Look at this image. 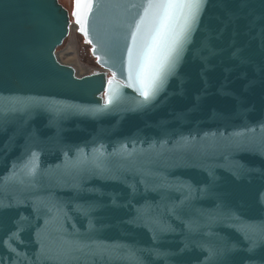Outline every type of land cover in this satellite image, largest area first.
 <instances>
[{"label": "water", "instance_id": "95a60500", "mask_svg": "<svg viewBox=\"0 0 264 264\" xmlns=\"http://www.w3.org/2000/svg\"><path fill=\"white\" fill-rule=\"evenodd\" d=\"M86 3L0 0V264H264V0H203L147 102L138 10ZM72 22L102 71L57 60Z\"/></svg>", "mask_w": 264, "mask_h": 264}, {"label": "snow or ice", "instance_id": "6c2138e0", "mask_svg": "<svg viewBox=\"0 0 264 264\" xmlns=\"http://www.w3.org/2000/svg\"><path fill=\"white\" fill-rule=\"evenodd\" d=\"M202 2L203 0H135L133 3L93 4L92 0H87L83 7L89 11L93 7L97 11L101 8L138 10L123 22L124 44L121 51L124 48L127 50L128 86L140 93L147 102L154 98L167 76L175 69L183 51V43L199 15ZM81 7L82 0H75L72 14L78 25L81 23L78 12ZM146 49L152 52L150 57H145ZM108 103H111L110 99ZM36 155L32 154L30 163L33 168L29 169L30 173L35 168ZM51 210L50 208L49 211ZM54 219L58 222V217ZM45 223L48 224V221ZM47 242L66 245L75 251L82 250L78 241L67 240L59 229L48 233ZM41 245L42 248L45 247L46 242L41 241Z\"/></svg>", "mask_w": 264, "mask_h": 264}, {"label": "rangeland", "instance_id": "374dc122", "mask_svg": "<svg viewBox=\"0 0 264 264\" xmlns=\"http://www.w3.org/2000/svg\"><path fill=\"white\" fill-rule=\"evenodd\" d=\"M60 4L69 11L72 9V0H59ZM89 45L85 44L83 38L77 33V27L72 22L71 30L63 44L56 49L57 60L73 67L78 76H84L95 71H102L89 52Z\"/></svg>", "mask_w": 264, "mask_h": 264}, {"label": "flooded vegetation", "instance_id": "af4514ba", "mask_svg": "<svg viewBox=\"0 0 264 264\" xmlns=\"http://www.w3.org/2000/svg\"><path fill=\"white\" fill-rule=\"evenodd\" d=\"M59 1V0H58ZM60 3V2H59Z\"/></svg>", "mask_w": 264, "mask_h": 264}]
</instances>
